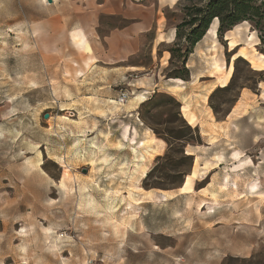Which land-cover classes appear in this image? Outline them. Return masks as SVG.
I'll list each match as a JSON object with an SVG mask.
<instances>
[{
	"label": "rangeland",
	"instance_id": "1",
	"mask_svg": "<svg viewBox=\"0 0 264 264\" xmlns=\"http://www.w3.org/2000/svg\"><path fill=\"white\" fill-rule=\"evenodd\" d=\"M34 1L0 0V264H264V118L221 124L242 89L264 117V0H252L258 16L239 35L219 38L212 22V43L197 51L221 88L231 76L207 102L218 113L202 122V148L200 133V144L172 139L190 137L173 103L145 106L161 93L102 84L58 26L51 40L32 30L45 16ZM181 68L175 59L164 75ZM120 89L136 100L130 119L119 115Z\"/></svg>",
	"mask_w": 264,
	"mask_h": 264
},
{
	"label": "crops",
	"instance_id": "2",
	"mask_svg": "<svg viewBox=\"0 0 264 264\" xmlns=\"http://www.w3.org/2000/svg\"><path fill=\"white\" fill-rule=\"evenodd\" d=\"M181 1L51 0V3L44 4V0L41 2L35 0L32 5L35 8L41 7L45 16L32 23V30L35 27L37 30L45 29L47 39L51 40L54 32L51 27L58 26L67 36L70 44L77 48L75 51H78V55L86 58L87 65L96 68L94 70L92 68L91 72L98 73L102 77V84H130L143 99L148 93H162L174 98L180 105L181 117L192 128L198 129L204 143L200 146L202 148L205 145L210 146L204 140L206 135L202 122L211 123V119L214 120V113L207 102L216 90L225 87L221 88L216 76L208 73L207 62H204L200 56L203 51L201 48L199 50V47L212 43L213 38L212 36L207 38L208 34L195 45L187 59L186 68L189 71L187 81L167 78L164 75L170 66L168 49L175 42L176 26L167 15L176 13ZM74 35L82 41L81 46L76 45L73 40ZM205 41L206 44H203ZM86 47L90 52H86ZM144 50H148V63L142 64L140 61L136 63ZM226 70H229V67ZM87 71L86 67L85 72ZM88 77L89 74L86 78ZM230 78L227 86L230 84ZM121 90L118 91V95ZM199 91L202 94L206 92L202 97L203 100L199 98ZM252 95L249 90L242 89L221 124L235 128L253 119L254 122L259 120V124L262 125L264 117L256 119L255 115H262L263 109L258 110L256 105L254 106ZM260 96L256 98L258 106L264 105V99ZM132 101L136 100L133 98L126 104L120 105L119 109L122 111L119 115L124 116V119H130L129 115L137 108L130 107ZM250 104L253 105L254 112L248 110ZM184 115L189 119L187 120ZM251 130L254 131L250 134L253 137H258L262 133L259 128H251ZM237 133L234 132V135ZM158 155L156 154L155 157ZM193 157L194 163L198 162L199 168H203L200 157L197 155ZM217 165L222 166L220 163Z\"/></svg>",
	"mask_w": 264,
	"mask_h": 264
},
{
	"label": "trees",
	"instance_id": "3",
	"mask_svg": "<svg viewBox=\"0 0 264 264\" xmlns=\"http://www.w3.org/2000/svg\"><path fill=\"white\" fill-rule=\"evenodd\" d=\"M185 2H188L190 6L184 5L183 3ZM251 2L252 0H182L177 12L183 11V20L176 24L175 42L168 49V52L170 53V66L173 64L174 60L177 59L182 65V68L180 70V74H173L174 70H168V75H166V77L187 81L189 79V71L186 68L187 59L192 53L195 45L204 38L213 20H218L217 36L222 38L236 25L241 24L242 22L250 21L252 17L258 16L259 9L253 8L251 6ZM176 13L168 14L167 18L172 21V16ZM184 29L185 33L182 32ZM230 85L231 82L227 87L216 90L211 97H213V95L218 91L228 89ZM156 99H167L170 103H173L177 107V116L180 115L179 103L176 102L174 98L166 94L161 93L154 95L146 102L145 106H150ZM211 109L215 115L218 113L215 108L212 107ZM184 128L190 136L189 140L186 139L187 136L185 133L181 132L172 137L174 142L180 146H185L188 143H192V139L194 137L196 139L195 142L200 144L201 139L198 129H192L187 124L184 125ZM153 132L158 138H160L159 134L155 130H153ZM162 140L167 143V140ZM188 157L192 158V156Z\"/></svg>",
	"mask_w": 264,
	"mask_h": 264
},
{
	"label": "bare ground",
	"instance_id": "4",
	"mask_svg": "<svg viewBox=\"0 0 264 264\" xmlns=\"http://www.w3.org/2000/svg\"><path fill=\"white\" fill-rule=\"evenodd\" d=\"M44 2H47V1L44 0ZM217 22H218L217 19H214V20H213V24H212V29H211V30H213V28L215 27V25L217 24ZM241 26H242V25H237V26L234 27L233 30H235V34H237V35L240 34L239 31H240ZM74 40H75V42H76V45H78V46L81 45V42H82V41H81L79 38L76 37V38H74ZM230 46H231L232 48L236 47V41H235L234 39H231V41H230ZM241 56H242V55H241ZM242 57H243V56H242ZM251 63H252V62H251ZM189 116H190V115H189ZM144 144H145V143L142 142V145H144ZM144 146H145V145H144ZM147 173H148V170H144V171H143V174H142V178H145ZM194 176H195V174L192 173L190 176H187V177H186L183 186L179 189L181 192H185V191H187L186 188L188 187L191 178L194 177ZM188 190H189V189H188ZM179 193H180V192H179ZM257 193H258V190H257L256 186L252 185V186H251V189H250V194L255 195V194H257Z\"/></svg>",
	"mask_w": 264,
	"mask_h": 264
},
{
	"label": "built area",
	"instance_id": "5",
	"mask_svg": "<svg viewBox=\"0 0 264 264\" xmlns=\"http://www.w3.org/2000/svg\"><path fill=\"white\" fill-rule=\"evenodd\" d=\"M129 98H130V92L121 90L116 101L119 105H124L128 102Z\"/></svg>",
	"mask_w": 264,
	"mask_h": 264
},
{
	"label": "water",
	"instance_id": "6",
	"mask_svg": "<svg viewBox=\"0 0 264 264\" xmlns=\"http://www.w3.org/2000/svg\"><path fill=\"white\" fill-rule=\"evenodd\" d=\"M47 3H51V0H47ZM48 115H44V119H47ZM86 171H83V174L85 173Z\"/></svg>",
	"mask_w": 264,
	"mask_h": 264
}]
</instances>
